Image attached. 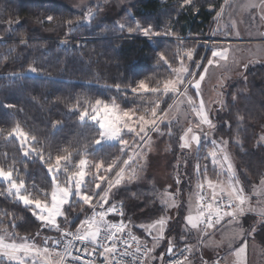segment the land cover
I'll return each instance as SVG.
<instances>
[{
    "label": "trees",
    "instance_id": "obj_1",
    "mask_svg": "<svg viewBox=\"0 0 264 264\" xmlns=\"http://www.w3.org/2000/svg\"><path fill=\"white\" fill-rule=\"evenodd\" d=\"M221 3V0H192L191 4L184 5L183 0H137L129 11L124 10L116 18L106 19L97 14L91 22L77 23L84 21V12L57 1L0 0V166L6 170L12 166L14 174L25 180L36 198L44 197L32 188L33 184L37 189L50 191L47 164L37 156L25 157L19 141L7 135L17 123L37 137L39 143L33 147L43 150L45 160L49 155L54 161L56 155L71 153L75 164L87 150L86 157L104 161L105 167L117 158L122 165L125 159L121 155L122 146L107 143L96 147L97 128L90 122H81L80 112L86 107L90 109L89 105L96 99L119 101L135 109L138 99L125 96V91L129 94L140 80L156 86L166 79L170 74L167 63H174L173 51L180 40L188 45L193 40L203 43L201 39L214 29V17ZM48 16L53 19L48 21ZM133 17L142 26L152 25L160 38H145L138 32L129 33L117 27V24L134 27ZM69 20L76 25L72 29L66 23ZM209 52L210 49L198 46L195 58H206ZM160 53L167 58V63L159 59ZM30 66L37 67L38 73L29 72ZM223 97L222 111L215 120L214 138L227 142L240 182L249 195L253 186L264 178V59L247 63L243 75L233 77L227 84ZM169 101L165 98L163 105ZM196 156L200 165L196 178L210 173L211 179H218L216 168L208 167L210 158L202 148ZM191 175L182 171L179 183L185 184ZM61 179H64L62 174ZM179 183H176L178 194L175 191L177 206L169 219L159 264L170 255L167 251L170 242L166 243L169 237L178 235L180 225L185 224ZM6 187V183L0 182V192ZM158 188H123L105 205L122 201L124 221L149 246V236L140 226L168 212L157 199ZM65 211L70 222L68 228L72 229L91 213L87 205L75 200L70 209L65 206ZM109 218L113 222L118 220L113 214ZM0 226L33 239L45 229L30 208L7 195H0ZM183 231L181 237L171 242L173 253L190 244L181 243L182 239L194 241L192 232ZM0 264L4 261L0 260Z\"/></svg>",
    "mask_w": 264,
    "mask_h": 264
},
{
    "label": "snow or ice",
    "instance_id": "obj_2",
    "mask_svg": "<svg viewBox=\"0 0 264 264\" xmlns=\"http://www.w3.org/2000/svg\"><path fill=\"white\" fill-rule=\"evenodd\" d=\"M183 3L189 5L192 0H183ZM258 6L264 7V0H260V5L249 0L247 5L251 8ZM223 11L224 8L221 7L217 12V19L222 16ZM97 14L96 11L89 8L84 21L77 23L91 22ZM46 19L51 21L53 17L48 16ZM133 21L135 22L134 17ZM66 23L70 29L76 26L71 20ZM117 27L121 31L126 30L129 33L138 32L149 39L152 36L160 35L159 32L153 30L150 24L142 26L139 22H135L134 27L125 24H117ZM165 35H170V33H165ZM229 52L230 46L212 49L211 56L207 58L206 64H203L198 79H195L196 72H189L181 62L180 67L171 69L175 73V77L163 81L162 87L150 88L144 80H140L137 87L131 89L134 94L168 95L171 93L176 96L174 104H169L166 109H160V100L147 102L152 106L140 110L122 109L115 100L109 103L96 99L94 104L89 105L90 111L86 107L80 112L81 122H90L97 128L98 139L94 140L95 145L102 146L104 143L116 141L122 146L121 152L127 154V159L122 161V165L118 164L119 158L112 160L107 167H104V161H100L93 164L95 173H90L87 169L92 162L86 158L87 150H85V156L75 164L71 161V153L56 155L54 161L49 155L45 160L43 150L33 147L34 143H39L37 137L25 131L17 123L7 135L15 137L19 141L25 157L37 156L47 164V171L51 177L50 191L37 189V186L33 184L32 188L44 197L43 199L36 198L26 187L25 180L20 178L18 173L14 174L12 166H8L7 170L0 166V182L7 185L6 190L0 192V195H7L24 207L30 208L32 215L42 225L55 229L59 233V237H45L41 245L37 244L32 237H21L15 231H9L7 227L0 226V260L4 261V264H96L95 257L99 256L103 257L104 264H127L129 258L133 264H143L144 259L150 257L154 251L156 242L164 238L169 218L162 216L150 224L140 226L153 241L152 247H149L146 242L141 241L130 230H127L129 224H126L123 219L122 201L113 202L107 208L104 206L109 204L110 194L114 188H119L121 185L139 178V170L142 169L140 161L144 159L145 153L151 147V133H159L161 124L166 122L171 124L169 112L174 108L179 111V105L186 103L199 120V123L195 125L196 129H199L201 125H207L210 129L215 127L209 110L205 106V101L200 95L201 82L205 80L210 67H218L222 62L225 64L228 62ZM185 55L191 61L193 50H185ZM159 59L167 63V58L163 53L159 54ZM201 60L203 61L204 58L202 57ZM181 61H183V57H181ZM201 66L200 62H196V69H201ZM169 67L171 66L169 65ZM244 67L246 68L247 65ZM28 71L38 73L39 70L35 66H30ZM186 76L192 77L187 83H185ZM189 84L195 90L196 96L199 97L198 102L188 94ZM181 86H183V91H181ZM119 87V85L116 86L118 90ZM5 107L12 106L5 105ZM126 134L132 135L131 143L124 139ZM180 141L181 148L186 149H191L194 143L198 152L202 146L201 135L199 132H194L193 127L187 128L180 136ZM210 143L212 147L207 149V156L211 159L212 165L219 170L218 176L225 178L213 180L206 175L203 180L198 178L194 197L192 194L189 195V214L186 216V222L192 229L199 230L202 236H210V230L215 229L226 217L229 218L227 221L229 225H239L241 218L249 212L264 217V201H257L256 206L252 204V198L246 194L227 150V142L222 139L217 142L213 139ZM116 168L118 170L109 179L108 174ZM70 169L74 170L70 171ZM101 170L104 174H100ZM196 171L200 172L199 164L196 165ZM204 171L206 173V167ZM61 174L64 177L63 180ZM88 177L91 179L86 180ZM102 184L105 185L103 189H101ZM92 185L94 188L91 187ZM205 189L208 194H205ZM253 191L257 195H264V178L254 186ZM74 200L89 206L91 215L80 220L75 231H72L68 228H61L58 220L63 218L67 222L65 206L70 209ZM161 204L166 208L176 207L174 193L167 190L162 193ZM111 214L119 216L121 218L119 222L109 220ZM241 234L242 228H232L229 233L225 234V239L231 241ZM37 235L39 234L37 233ZM49 241H51V246H49ZM77 243L80 245L90 244L93 247L91 250L87 246L77 248ZM167 251L169 254L173 253L171 244ZM190 251L191 249L186 247L180 252V256L184 259H174L170 264H186L187 257L184 253ZM81 252L92 259L85 260L84 256L76 254ZM234 256L233 264H247V240L235 249Z\"/></svg>",
    "mask_w": 264,
    "mask_h": 264
},
{
    "label": "rangeland",
    "instance_id": "obj_3",
    "mask_svg": "<svg viewBox=\"0 0 264 264\" xmlns=\"http://www.w3.org/2000/svg\"><path fill=\"white\" fill-rule=\"evenodd\" d=\"M31 1V0H29ZM42 1V0H41ZM47 1H57L60 3H63L64 5H67L73 10L76 11H83L84 12V18L87 14V10L91 8L93 11H96L98 14H102V16L106 19H113L116 18L121 12L124 10H130L134 3H136L137 0H47ZM221 4L224 8L222 16L217 19V13L214 17V29H212L211 33L208 34L209 38H215L213 37V34H220V41L219 44H213L211 42L205 41L207 44L206 46H203L200 42H194L188 45L185 43V41H181L178 44V47L173 51V58L172 62L173 64H170L168 61L167 64H169L171 67H169L170 74L168 77L162 81H159L158 85L156 86H150L149 87H157L163 86V81L167 79H173L175 77V73L172 72L171 69L178 68L181 65V62L188 68L189 72L195 71L196 76L195 79L199 78V73L202 71L203 64H206L207 58L211 56V50L217 47H229L230 46V52H229V60L228 62L221 63L218 67H210L209 73L205 76V80L201 82V93L200 95L203 97L205 101V106L209 110L210 118L212 119V122L214 125H216V117L218 114L222 111L223 106V94L225 89L227 88V84L231 81L233 77H237L240 75H243L244 72V66L247 65V63L254 62L258 59H264V7H256L251 8L247 7L249 4V0H227V3H225V0H221ZM254 3L257 5H260V0H253ZM220 7V9H221ZM218 10V12L220 11ZM156 38H160L159 36H154ZM153 38V37H151ZM178 38V39H177ZM191 38V37H190ZM174 39L179 40V37H174ZM204 43V44H205ZM198 46H202L204 50L210 49V52L206 58L202 61L200 59H196L195 55L198 49ZM191 49L193 50V56L192 60L189 61L185 55V50ZM181 57H183V61H181ZM196 62L201 63V69H196L195 64ZM189 79H192V77H185V83ZM137 87V86H136ZM135 88V87H134ZM132 89V88H131ZM181 91H183V86H181ZM127 91H125V96H132V98L138 99V103L136 104L135 109L142 110L145 107H151L152 105L147 103L155 100H160V109H166L169 104H174V101H176L177 97L173 96L171 93L168 95H162V94H151V93H144V94H134L132 91H129V94H126ZM188 94L193 96L194 99L199 100V97L196 96L195 90L192 88V86L188 85ZM165 98L170 99L169 103L166 104V106L163 105V102ZM180 99H183V97H180ZM111 103L112 101H106ZM122 109H133V108H127L123 106V104L119 101H115ZM91 108L89 109V111ZM169 118L171 119V124H161L160 125V132H152L151 133V147L150 150L145 153L144 159L140 161V164L142 165V169L139 170V178L136 180H133L131 182L125 183L121 185L119 188H114L112 190V193L110 194L109 201L112 200V198L116 196L117 193L120 192L123 188H139L144 189L146 187L150 188H158L159 191L156 193L158 201L161 200V194L164 193L166 190L169 192L175 193L177 192V180L181 179V173L184 171V173L188 176L190 173V176L187 178V182L184 184L183 181L179 183L180 187L182 188L183 192V205L185 206V212L186 214H189V208H188V198L189 195L192 194L194 197V193L196 191L195 185L196 181H198V175L196 172V155L200 152V149L202 148V151L207 154V149H210L212 147L210 141L216 140L214 138L215 136V127L209 128L207 125H201L199 129L195 128V125L199 123V120L195 115L191 112L190 108L187 106V104L179 105V111L174 110L169 112ZM188 127H193L194 132H199L202 139V146L199 149V152L197 151V146L193 143V146L191 149L181 148L180 144V136L183 135V133L187 130ZM124 139H127L130 141V143L133 140L132 135L126 134L124 136ZM107 143H118L116 141H110ZM104 143V144H107ZM96 147H99L95 145ZM227 150L232 158L233 162V155H231V150ZM121 155H125V159H127V154H123L121 152ZM90 162V165L87 169L90 173H95V168L93 167V164L99 163L100 160H93L89 157H86ZM124 160V159H123ZM208 167H211V169L215 170V167L211 163ZM105 167V166H104ZM235 167V166H234ZM205 168V167H204ZM217 170V176L219 179H224L223 176H218V169ZM100 174H104L103 170H101ZM206 174H204L205 177ZM114 176V173H109L108 178L111 179ZM208 178H210V173L206 175ZM204 177L200 178L199 180H203ZM91 179V177L86 178V180ZM211 179V178H210ZM216 180V179H213ZM260 183V182H259ZM258 184V183H257ZM94 188V185L91 186ZM105 187L104 184L101 185V189ZM254 188V187H253ZM252 188V189H253ZM176 191V192H175ZM207 191V189H206ZM253 195H251L252 198V204L256 206L257 201H264V195H257L252 190ZM251 193V194H252ZM91 194V192H90ZM178 194V192H177ZM175 195V202L177 205L178 201V195ZM114 200V199H113ZM113 203V202H112ZM154 203H152L153 205ZM187 206V208H186ZM89 207V206H88ZM105 208H107L105 206ZM168 212L166 214V217L171 219L175 213L174 208H167ZM99 210V209H97ZM167 211V210H166ZM91 215V213H90ZM259 215L254 212H249L245 214L244 217L241 218L239 225L228 224V219H224L223 225H217L216 232H211L210 236H202L200 231H197L196 229H192L186 222L185 224L180 225V232L178 235H171L169 237V240L166 242L169 244H172L171 242H174V238L181 237L180 234L183 233L185 230V233L192 232L193 234V242H189V240L184 241L181 243H190L187 244L189 248L192 251V257L200 261V264H214V260L217 258V256H222L224 260L225 259V253H222L221 247H228L231 249V243L227 242L229 240L225 239V234L229 233L232 228H242V234L232 241H237V245L234 247V249L230 252V258L231 264H233L235 256L234 252L235 249L238 248L246 239H242L243 233L249 229V226L252 225L250 222L251 220L255 219V217H258ZM162 217V215H161ZM111 218H109L110 220ZM159 219V218H158ZM257 221V220H255ZM58 223H60L61 228H65L69 226V221L66 222L58 220ZM151 223V222H150ZM149 223V224H150ZM255 223V222H254ZM169 220L167 227L164 232V238L156 242V246L154 248V251L150 254V257H148L147 264H159V257L161 254V250L163 249L165 239V233L169 229ZM147 225V224H145ZM223 227V228H222ZM247 227V228H246ZM183 229V230H182ZM264 230V227L262 228ZM42 233L39 235V237L34 238L37 244H41L43 242V238L45 237H53L54 235H57L58 232L55 229H51L45 226V229L41 231ZM264 232V231H263ZM22 237V236H21ZM242 239V240H240ZM150 240V247H152L153 241L151 237H149ZM230 242V241H229ZM49 246H51V242H49ZM248 246V242H247ZM215 252V253H214ZM210 254V255H209ZM191 257V258H192ZM190 258V257H189ZM188 258V259H189ZM228 263V261L226 260ZM249 259V247H247V264H250ZM229 264V263H228Z\"/></svg>",
    "mask_w": 264,
    "mask_h": 264
},
{
    "label": "crops",
    "instance_id": "obj_4",
    "mask_svg": "<svg viewBox=\"0 0 264 264\" xmlns=\"http://www.w3.org/2000/svg\"><path fill=\"white\" fill-rule=\"evenodd\" d=\"M258 184H255L254 186H256ZM251 193H249L250 196L253 195V193L252 194ZM187 215L188 214H186V216ZM185 219H186V217H185ZM255 220H257V221H255ZM223 221H221V223L219 225H221L223 223ZM250 223L252 225H250L249 229H247L243 233L244 237L242 238V239H246L247 242H248V246L247 247H249V259H250V262H251L250 264H264V232H263L264 230L262 229L264 227V217H261V216L255 217V219L251 220ZM197 231H199V230H197ZM213 231L216 232V228L213 229L212 232ZM242 239H240V240H242ZM237 241H238V239L236 241H232V242L228 241L227 242V244L231 243L230 244L231 245V249L228 248V247H224V246L221 247L222 253H225V255H224L225 259L230 264H231V260H229L230 252L239 243V242L237 243ZM191 257H192V255L190 256L189 259H187L186 264H200V261H198L197 258H195L194 256L192 258Z\"/></svg>",
    "mask_w": 264,
    "mask_h": 264
},
{
    "label": "built area",
    "instance_id": "obj_5",
    "mask_svg": "<svg viewBox=\"0 0 264 264\" xmlns=\"http://www.w3.org/2000/svg\"><path fill=\"white\" fill-rule=\"evenodd\" d=\"M205 194H207V193L205 192ZM116 203H119V202H116ZM123 211H124V206H123ZM113 215H114V214H113ZM114 216H116V215H114ZM116 217H119V216H116ZM116 222H117V221H116ZM125 223H126V222H125ZM126 224H127V223H126ZM65 228H67V227H65ZM68 229H69V230H72V228H68ZM127 230H130L135 236H137V234H136L135 231H132L131 229H127ZM127 230H126V231H127ZM72 231H73V230H72ZM53 237H59V233H58L57 235H54ZM137 237H138V236H137ZM146 243L148 244L147 241H146ZM84 246H87L90 250H91L92 247H93V246L90 245V244L80 245L79 243H77V248L84 247ZM148 246H149V244H148ZM121 247H122V246H121ZM186 247L189 248L187 245L181 246V248L178 249L176 253L170 254L169 256L165 257L162 263H163V264H170V262H171L172 260L177 259V258L183 260L184 257L180 256V252H181L182 250H184ZM190 253H191V251H190V252H185L184 255L188 258L189 255H190ZM76 254L84 256V259H85V260L92 259V257H89V256H87L86 254H84V253H82V252H81V253H76ZM147 259H148V258H145V259H144L143 264H146V263H147ZM214 261H215L214 264H217V262H219V264H227V263L225 262V260H223L222 256H217V258H216ZM95 262H96V264H104L103 257H99V256L95 257ZM127 264H133V262L130 260V258L127 260Z\"/></svg>",
    "mask_w": 264,
    "mask_h": 264
},
{
    "label": "bare ground",
    "instance_id": "obj_6",
    "mask_svg": "<svg viewBox=\"0 0 264 264\" xmlns=\"http://www.w3.org/2000/svg\"><path fill=\"white\" fill-rule=\"evenodd\" d=\"M211 33V32H210ZM210 33H208V34H210ZM208 34L207 35H205L201 40L205 43V41H207L208 42V40H209V42H211V43H215V44H219V41H220V39L219 38H221L220 37V34H213V37H215V38H209V36H208ZM211 36H212V34H210ZM206 42V43H207ZM205 43V46L207 45ZM121 218L120 217H118V220H117V222H119V220H120ZM76 228V227H75ZM75 228L74 229H72L73 231H75ZM49 242H51V241H49Z\"/></svg>",
    "mask_w": 264,
    "mask_h": 264
}]
</instances>
